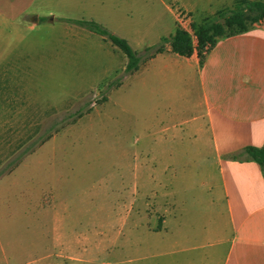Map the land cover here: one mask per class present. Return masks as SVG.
Masks as SVG:
<instances>
[{
  "label": "rangeland",
  "instance_id": "obj_1",
  "mask_svg": "<svg viewBox=\"0 0 264 264\" xmlns=\"http://www.w3.org/2000/svg\"><path fill=\"white\" fill-rule=\"evenodd\" d=\"M163 2L195 7L188 13L193 33L192 22L216 16L232 0H0V171L7 170L0 176V264L164 258L152 256L169 233L141 227L138 216L157 225L166 201L150 196L165 184L134 185L150 134L166 120L156 110L166 91L151 87L143 63L145 47L175 28ZM62 17L94 19L122 35L142 56L139 69L126 74L118 47ZM45 134L51 137L8 171ZM210 171L176 170L185 187L177 197L189 203L206 193Z\"/></svg>",
  "mask_w": 264,
  "mask_h": 264
},
{
  "label": "crops",
  "instance_id": "obj_2",
  "mask_svg": "<svg viewBox=\"0 0 264 264\" xmlns=\"http://www.w3.org/2000/svg\"><path fill=\"white\" fill-rule=\"evenodd\" d=\"M163 4L175 28L176 8L192 16L195 10ZM143 63L150 67L151 87L166 91L156 103L166 120L150 134L143 152L151 163L138 159L134 183L165 184L150 196L166 201L155 215L157 225L144 213L138 216L141 227L169 233L163 251L152 256L164 258L150 264H264V175L244 152L246 146H264V19L221 37L202 63L196 51L182 56L168 44ZM194 165L211 171L202 181L206 193L186 203V197H177L185 187L176 183L175 171ZM181 207V213L175 211ZM123 214L126 221L125 209Z\"/></svg>",
  "mask_w": 264,
  "mask_h": 264
},
{
  "label": "trees",
  "instance_id": "obj_3",
  "mask_svg": "<svg viewBox=\"0 0 264 264\" xmlns=\"http://www.w3.org/2000/svg\"><path fill=\"white\" fill-rule=\"evenodd\" d=\"M61 19L110 40L127 57L124 69L126 74L133 73L139 69L142 56L131 46L126 38L116 34L94 19L73 17H62ZM262 19H264V0H234L231 7L219 9L216 16L206 17L200 22H192L193 33L177 24L173 33L161 37L158 43L145 47L146 57L150 59L157 53L163 52L168 44L171 51L182 56H190L196 51L202 63L206 53L216 45L221 37L244 32ZM50 137V134L42 135L38 141L32 142L23 148L11 161L7 168L8 171L11 167L16 166L26 154L34 151L37 145L45 142ZM244 152L248 158L255 160L261 165L264 175V146H246ZM232 157L237 159L239 154H233ZM6 171H0V176Z\"/></svg>",
  "mask_w": 264,
  "mask_h": 264
},
{
  "label": "built area",
  "instance_id": "obj_4",
  "mask_svg": "<svg viewBox=\"0 0 264 264\" xmlns=\"http://www.w3.org/2000/svg\"><path fill=\"white\" fill-rule=\"evenodd\" d=\"M176 16H177V20L179 21V25L182 26L184 29L189 30V18L190 16L188 15V13L186 11H184L181 8H176Z\"/></svg>",
  "mask_w": 264,
  "mask_h": 264
}]
</instances>
